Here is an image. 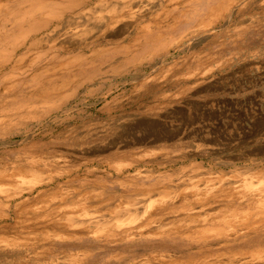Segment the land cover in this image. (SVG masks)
Returning <instances> with one entry per match:
<instances>
[{
  "label": "rangeland",
  "instance_id": "1",
  "mask_svg": "<svg viewBox=\"0 0 264 264\" xmlns=\"http://www.w3.org/2000/svg\"><path fill=\"white\" fill-rule=\"evenodd\" d=\"M103 1H76L77 7L45 27L40 25L36 32L30 22L19 28V21L23 16L48 17L49 8L42 12L40 0H3L0 5V45L11 38L7 46L15 47L14 52L1 48L5 51L0 64L7 61L8 66L14 53L24 54L18 68L0 70V162L34 165L27 157L32 151L57 153L68 160L54 181L24 191L2 209L0 264H140L147 258L153 259L149 264L229 259L236 264H264L253 256L264 249V230L234 237L227 228L228 237L210 232L194 237L195 241L144 232L109 241L106 231H96L92 224L68 227L49 202L44 211L56 223L36 220L41 209L32 212L41 205L38 193L80 174L86 178L84 184L98 181L119 192L117 182L131 177L140 185L127 193H136L186 180L194 175L189 167L193 164L226 173L239 167H264V0H151L153 5L163 1V8L144 22L131 26L124 20L113 29H105L104 20L110 15L101 11ZM223 5L226 10L208 22L211 10ZM124 26L128 31L110 37ZM100 27L102 32L97 31ZM86 30L102 46L60 48L63 42L79 44L78 32ZM32 42L34 46L28 48ZM78 53L91 58H76ZM41 66H49L53 78L33 79ZM46 84L56 91L37 97ZM116 152L126 154L115 156ZM153 168L164 176L145 177L146 170ZM50 231L58 237L47 236ZM66 232L80 234L62 235ZM207 244L210 250H198Z\"/></svg>",
  "mask_w": 264,
  "mask_h": 264
},
{
  "label": "bare ground",
  "instance_id": "2",
  "mask_svg": "<svg viewBox=\"0 0 264 264\" xmlns=\"http://www.w3.org/2000/svg\"><path fill=\"white\" fill-rule=\"evenodd\" d=\"M50 1L51 2L49 4L47 2L44 3L45 0H40L39 2L40 3L39 8L41 9L42 12L45 11L44 10L45 8H49L48 17L41 18V16H39L38 18H36V16L34 15L35 18H25V16L22 15L23 17L20 18L19 21V25H20L19 28L23 27L24 25L25 26L28 25V23L30 22L33 24V27L31 26V31L35 30L36 32V30L39 29L40 25L42 27H45L53 19L58 18L60 15L64 14L67 10L74 8L72 6L77 7L78 2L77 3L75 2L79 0H50ZM85 1L86 0H83V2ZM156 2L153 5L151 3V0H145V1L142 0V2L139 1L137 3H133V0H127L126 3H124L123 0H104L102 3L103 5L101 11L108 13L110 15V18L104 20L106 25L105 29H113L118 23L120 24V22L124 20L129 22L131 26L133 25V23H139L142 21L144 22V20L149 18L150 15L156 13L159 9L163 8L162 6L163 1L162 2L158 1V3ZM2 3L3 0H0V5ZM32 3L33 2H30V5H32ZM224 10H226L224 5L219 7H214L209 14L210 20H208V22L218 18L219 15H221ZM121 11L123 12L121 13ZM2 24H4V22ZM130 25L128 27H130ZM128 27L124 26L117 28V30H115L116 32L114 31L115 33L114 34L112 33L113 35H111L110 37H112L113 39L117 38L118 36L122 35L124 32L128 31ZM148 27L146 26L144 29L149 32L151 31L152 28H148ZM103 29L104 27L103 28L100 27V29L97 31L102 32ZM35 32H31V33H35ZM89 32L90 30H86V32L84 31L78 32L77 37L80 41L79 44L74 45L71 44L70 42H63L61 43L60 48L63 49L64 47L67 48L71 47L75 49L76 46H85L89 48L91 46H93V48L102 46L100 44L102 41L96 40L98 39V37L94 38V36L87 35L89 34ZM10 33L13 32L10 31ZM7 35L8 37H12L9 36L8 33ZM10 39L11 38L6 39L4 45H0V56L3 54L2 51H5V50H1L2 47L10 48V50L14 52L15 47L9 45L7 46L6 43ZM34 44L35 43L33 42L30 43L28 48L33 47ZM24 45L27 46L26 44ZM14 54L12 56L13 57L12 60L14 63L12 62V64L7 66L8 63L7 61H5L6 64H0V70L9 67L15 69L18 68V66H20L19 62L21 59L22 60L24 59L22 57L24 54L19 57H16L17 55ZM46 54L47 56H49L50 55L49 51L46 52ZM83 54L78 53L76 54L75 57L76 58L82 57L84 60L85 59L88 60L91 58V56L83 55ZM49 58H53V56ZM50 67L54 68L55 66L51 65ZM40 68L41 69L40 70L38 69L39 71L32 76L33 79L41 78L43 79L44 82H46L49 79L53 78L54 74L50 70L49 66L48 67L41 66ZM54 91H56V87L46 84L43 86V88L41 87L40 90H38L35 95L39 98L48 97ZM147 132H150L149 129ZM158 140H162V139H158ZM124 154L126 153L116 152L114 155L124 156ZM144 155L145 154H142L141 156ZM27 157L31 159L32 161L31 163H33L34 165L23 164L20 166H13L7 164L6 162H0V194L3 195L2 200H0V216L4 215L2 213V209L7 207L8 201H10L12 198L16 196H20L22 193H24V191L26 192L31 191L33 187L39 184L54 181V179H56L57 176L64 171L63 169L68 161L65 160V158L63 159L64 156L62 157L57 153L53 155H44V153H38V152L33 153L32 151L30 154H28ZM189 167L194 172V175L187 178L184 181L182 180L177 184L174 183L173 184L174 186L168 185L169 187H167L166 185L165 188L160 190L153 186L152 191L145 190V191H138L136 193L135 192L127 193V190L129 188L131 187L137 188V186L140 185L138 181L130 180L131 177L130 178L128 177L129 179L127 180L117 182L119 183V187L121 190V192H119V191L109 190L108 186L97 183L98 181L90 184H86V183L84 184L83 182L84 180H86V178L81 174L76 175L74 178L70 177L65 180L63 179L62 182L55 183L54 186L52 185L53 187L51 188L49 187L50 188L49 190H44V191L39 190L40 192L38 193L37 196L39 197L40 200L39 203H41V205L36 206L32 213H35L38 209L39 210L41 209L40 217L37 218L36 220L43 221V223L46 224H51L50 222L56 223L55 221H57V219H53L52 218L53 215L51 213H47V211H44L48 209L47 203L49 202L51 208L57 211V215L60 216L62 219H64L63 221H65V224L68 225V227H75L78 225L80 226L81 223L84 222L92 224L95 227L96 231L98 230V228L104 229L106 231L105 234L109 236L108 239L109 241L111 239L115 241V238H113L114 236H116L119 240L121 239L128 240L133 238V236H136L137 234H143L144 232L155 237L159 235H167V236L175 235V236L191 239L193 241L194 237H201V236L205 237L207 235H210L209 234L210 232L211 234L215 233L217 237L221 238V237H228L230 236V234L231 236L234 237H240L246 234H250L254 231L264 230V167L262 166L260 167L259 165H252L250 167H242V168L239 167L238 169H235L233 171L231 170L230 172L227 173L221 171H214L212 169H207L198 164H193ZM140 171L141 170H138L137 174H140ZM157 171L158 170H154V168L152 170L148 169L146 170V174L144 176L150 177L154 175L159 178L164 176L162 175V173H158ZM26 174H29L28 175L29 177H27ZM183 174L181 176H183ZM163 181L164 180H162V182ZM44 193L47 195L42 197V194L44 195ZM155 222L156 223L158 222V225L152 227L153 223ZM210 225L212 226L215 225L216 227L218 226V228H209ZM56 228H60V227H56ZM227 228L230 231H232V233L229 234L228 230H226ZM35 234L39 235V233L36 232ZM78 234L80 233L66 232L63 233L62 235H65L66 237L74 238L75 236H78ZM47 236L58 237L56 232H51V231L49 233L47 232ZM41 240L39 242H41ZM205 248L210 250L212 247L209 244H207L204 248H198V250L201 251ZM253 256L254 258L259 259L261 261L264 260V249L261 248V250L254 252ZM156 257H158V259L160 260L162 259V256H156ZM166 258L171 259L172 257L170 255H167ZM152 260L153 259L147 258L144 259L140 264H149ZM190 264H236V262H233L231 259L224 262H217L216 260H198Z\"/></svg>",
  "mask_w": 264,
  "mask_h": 264
}]
</instances>
